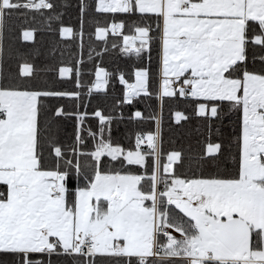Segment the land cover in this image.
Segmentation results:
<instances>
[{
  "label": "snow or ice",
  "instance_id": "snow-or-ice-1",
  "mask_svg": "<svg viewBox=\"0 0 264 264\" xmlns=\"http://www.w3.org/2000/svg\"><path fill=\"white\" fill-rule=\"evenodd\" d=\"M54 7L50 0H0V29L14 10ZM96 11L154 14L162 20L159 96L195 98V114L208 119L220 117L221 105L237 110V170L230 176L181 178L170 170L183 156L172 151L162 174L156 117V130L138 133L134 149L127 151L105 139L104 125L111 117L100 110L93 114L99 132L88 130L94 141L90 152L82 151L83 114L76 117L71 146L51 136L42 143L43 100L78 98L79 93L0 86V185L5 188L0 191V253L10 256L12 264H44L38 257L45 254H100L127 258L129 264L133 258L137 264H150L149 258L152 264H168L170 258L186 264H264V0H98ZM124 27L123 21L113 22L97 27L95 35H123ZM150 32V26L136 25L134 35H123L121 51L149 49ZM66 34L74 35L71 28L61 27L60 35ZM22 36L31 40L33 31L24 30ZM250 49L253 61L262 64L259 69L249 67ZM73 71L61 67L59 75ZM34 72L33 65L22 63L18 77L30 79ZM75 72L79 86V68ZM134 75V83L119 76L127 103L148 94L149 69L139 68ZM108 76L97 66L89 92L104 90ZM54 114L63 115V108ZM132 118L144 117L135 111ZM174 118L177 123L187 119L181 112ZM222 148L208 142L196 161H216ZM106 156L122 168H147L150 158L151 174L104 171ZM74 173L84 183L70 190ZM171 205L183 216H173ZM161 236L166 242H160Z\"/></svg>",
  "mask_w": 264,
  "mask_h": 264
},
{
  "label": "trees",
  "instance_id": "trees-1",
  "mask_svg": "<svg viewBox=\"0 0 264 264\" xmlns=\"http://www.w3.org/2000/svg\"><path fill=\"white\" fill-rule=\"evenodd\" d=\"M23 4L26 0H17ZM54 9H25L14 10L5 17L0 29V86H20L28 90H42L55 92L79 93V97H48L43 100L40 115V138L45 142L51 136L57 142L71 146L74 143L77 115L83 114L84 144L82 151L93 150L94 141L89 135L99 132V121L94 113L100 110L111 120L104 125V137L125 151L134 149L138 133L155 131L157 119L160 121L162 161L167 162V154L172 151L182 153L183 162L176 163L170 171L181 178H193L200 175L230 176L237 170L236 136L238 134L239 113L229 105H221L219 118L208 119L195 114V98L180 96H159V36L160 19L154 14L141 16L139 13H103L96 11L97 0H50ZM84 11L81 13V4ZM123 21L125 27L123 35H134L136 25L150 26L149 49L140 54L121 51L124 47L123 35L108 32L103 39L95 35L97 27H105L113 22ZM61 27L73 30L74 35H60ZM32 30L33 38L24 40L22 32ZM138 44L139 41H136ZM115 45V47L113 46ZM29 63L33 65L34 75L21 80L18 77L19 65ZM97 66L103 68L109 76V83L102 91L91 88L95 82ZM259 60L253 61L249 56V67L259 69ZM61 67L72 68L74 71L59 75ZM79 68V81L75 69ZM139 68L149 69L148 94L133 97L131 103L124 102L125 87L120 83L122 74L128 83L135 81V71ZM119 102V103H118ZM63 108V115L56 116L55 110ZM140 111L143 119H134L133 113ZM181 112L187 119L179 123L175 121L174 113ZM156 117L157 119H153ZM208 142H219L223 145L222 152L216 161H196L203 147ZM144 151H148L144 147ZM104 171H122L143 175L151 174L153 161L147 160V168L142 166H124L119 161H112L110 157H103ZM171 179V177H169ZM84 183L83 178H77L75 173L68 184L70 190ZM143 188L149 187V182H143ZM164 185H160L163 190ZM0 189L4 186L0 185ZM171 214L177 219L183 216L174 205L169 206ZM186 219V218H185ZM176 237V236H175ZM160 242H166L163 236ZM44 264H129L127 258H116L97 254L94 257L79 255L53 254L42 257ZM152 264V258H149ZM0 264H12V258L0 253ZM131 264H137L133 258ZM168 264H186L181 258H170Z\"/></svg>",
  "mask_w": 264,
  "mask_h": 264
},
{
  "label": "crops",
  "instance_id": "crops-1",
  "mask_svg": "<svg viewBox=\"0 0 264 264\" xmlns=\"http://www.w3.org/2000/svg\"><path fill=\"white\" fill-rule=\"evenodd\" d=\"M97 3H98V0H97ZM160 27H162V20H160ZM122 31V29H121ZM160 35H161V32H160ZM159 42H160V48H159V78H158V90H160V83H161V77H160V51H161V40H160V36H159ZM135 82V81H134ZM133 82V83H134ZM159 92V91H158ZM3 186V185H2ZM175 236H180V235H176L174 234Z\"/></svg>",
  "mask_w": 264,
  "mask_h": 264
},
{
  "label": "rangeland",
  "instance_id": "rangeland-1",
  "mask_svg": "<svg viewBox=\"0 0 264 264\" xmlns=\"http://www.w3.org/2000/svg\"><path fill=\"white\" fill-rule=\"evenodd\" d=\"M171 232H172V234L174 235V234H176V235H180L179 233H177V232H175L174 230H171ZM176 238H180V236L178 237V236H176Z\"/></svg>",
  "mask_w": 264,
  "mask_h": 264
},
{
  "label": "built area",
  "instance_id": "built-area-1",
  "mask_svg": "<svg viewBox=\"0 0 264 264\" xmlns=\"http://www.w3.org/2000/svg\"><path fill=\"white\" fill-rule=\"evenodd\" d=\"M0 191H4V189H0Z\"/></svg>",
  "mask_w": 264,
  "mask_h": 264
}]
</instances>
